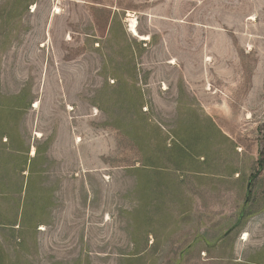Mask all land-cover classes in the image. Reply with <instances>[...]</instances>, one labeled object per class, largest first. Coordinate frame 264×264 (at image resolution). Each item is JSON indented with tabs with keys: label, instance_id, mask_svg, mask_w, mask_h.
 <instances>
[{
	"label": "rangeland",
	"instance_id": "374dc122",
	"mask_svg": "<svg viewBox=\"0 0 264 264\" xmlns=\"http://www.w3.org/2000/svg\"><path fill=\"white\" fill-rule=\"evenodd\" d=\"M0 264H264V0H0Z\"/></svg>",
	"mask_w": 264,
	"mask_h": 264
},
{
	"label": "bare ground",
	"instance_id": "6f19581e",
	"mask_svg": "<svg viewBox=\"0 0 264 264\" xmlns=\"http://www.w3.org/2000/svg\"><path fill=\"white\" fill-rule=\"evenodd\" d=\"M136 27H135V25L134 24H132L131 25V32H134V33H136V29H135ZM144 39H148L147 37H145Z\"/></svg>",
	"mask_w": 264,
	"mask_h": 264
}]
</instances>
